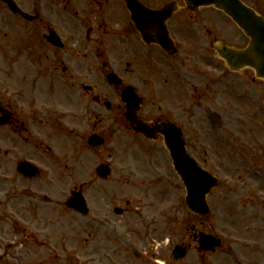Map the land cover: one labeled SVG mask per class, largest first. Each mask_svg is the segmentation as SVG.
Wrapping results in <instances>:
<instances>
[{
	"label": "flooded vegetation",
	"instance_id": "1",
	"mask_svg": "<svg viewBox=\"0 0 264 264\" xmlns=\"http://www.w3.org/2000/svg\"><path fill=\"white\" fill-rule=\"evenodd\" d=\"M16 1L19 11L8 7L0 11V30L14 29L17 43L30 50L26 57H0V250L17 257L22 246L34 245L39 237L58 253L73 247L66 235L69 162L83 153L84 122L92 123L88 135L97 132L102 106L112 111L115 122L123 118L130 130L127 143L133 145L130 151L138 152L130 154L134 155L130 161L143 158L144 164L133 162L127 180L131 183L141 175L138 191L155 194L167 186L180 192L181 184L186 194L159 128L172 123L176 132L182 130L176 141L183 139L198 165L218 177L223 195L227 190L238 193L255 181L247 190L264 204V135H260L264 108L257 105L264 102L260 78L249 67L231 69L217 55L218 43L244 44L230 38L223 22L212 23L211 10L181 8L168 20L173 51L148 40L136 27L125 0ZM141 1L158 7L166 0ZM109 75L114 83H103ZM124 89L127 101L122 98ZM166 92L171 95L165 97ZM114 97H119L116 103ZM234 97L240 101L230 100ZM245 100L252 109L248 113L242 111ZM196 107L203 116L195 115ZM139 123L148 127L147 135L136 129ZM210 133L216 137L211 139ZM211 147L225 155L216 158ZM210 157L215 168L209 164ZM162 160L168 171L160 172ZM139 166L154 177H147ZM223 166L230 173L225 174ZM115 201L122 202L121 196H115ZM20 204H29L33 214L22 215ZM142 205L140 198L127 199L125 204H97L92 217H87L90 211L80 214L94 225L89 229L93 243H82L77 249L82 264H180L176 247L184 246L188 252L198 249L203 232L215 234L221 243L200 252L202 264L256 263L254 240L242 237L240 244L228 247L233 242L216 232L213 219L218 218L213 213L215 206L224 204L210 203L204 217L188 210L186 240L180 235L177 204L150 216ZM198 220L214 231L198 228ZM219 250L223 254L214 256Z\"/></svg>",
	"mask_w": 264,
	"mask_h": 264
},
{
	"label": "rangeland",
	"instance_id": "2",
	"mask_svg": "<svg viewBox=\"0 0 264 264\" xmlns=\"http://www.w3.org/2000/svg\"><path fill=\"white\" fill-rule=\"evenodd\" d=\"M246 1L264 12V0ZM22 2H29V0H22ZM4 7L5 6L0 3V11ZM203 9L211 10L210 14L213 24H215V20H218L227 26L230 38L234 39L236 41H234L235 43L239 42L241 44H245L247 38L243 36V32L228 16H226L224 13H219V11L213 6L204 7ZM11 30L14 29L6 28L0 30V57L28 56V51L30 49L22 48L21 45L17 43V39ZM214 71L218 72L219 69L214 68ZM169 74L170 71H166L165 76L168 77ZM103 83L108 84V80L106 79ZM170 85H172V83H170ZM258 86L260 88V92L262 95H264L263 79H260V84H258ZM163 89H165L164 86ZM169 95H171V93L166 92L165 97ZM102 98L105 99L103 96ZM117 98L114 97L113 103L117 102ZM171 98L173 97L170 96V99ZM212 99L216 102V104H218L219 107L222 106L215 98ZM230 100L240 101L235 97L230 98ZM244 102L245 109L242 111L248 113L250 110H252L251 106H249L248 100H245ZM240 104L243 103L240 102ZM257 105H259L261 110H263V100L259 104L257 103ZM205 106L208 107L207 104ZM252 107L254 106L252 105ZM163 108L167 109L166 103L164 104ZM194 110L197 111L195 113L197 117L204 115V112L200 111V108L196 107ZM261 113L264 114L263 112ZM100 114V123L98 124L97 128H95V130L98 134L103 136L106 141L104 144L102 143L103 145L100 144L98 146L89 144L88 134L92 131V123L89 124L87 120L84 122L85 138L83 141V153L77 159L70 160L69 162L67 177L69 196L71 195V189L74 187L79 188L82 185L84 186V193L90 207V214L87 217L93 216V211L97 204H125L127 199L138 200L140 198L143 204L141 206V210H143L147 216L158 215L162 209L168 208V204H177L180 207V235L182 240L189 238L187 225L189 221L188 218H190V216L185 206V188L179 184L180 192H177L172 187L169 188L164 186L161 187L160 190L156 191L155 194H144L138 191V187L136 186V184L142 180L141 175H138V177H133L131 183H128L127 180L131 176L130 168L133 162L136 164H144L143 158L138 161L136 159L138 156H135L136 160L133 162L130 161L134 158V155L130 156V154L138 152H132V150L130 151V148L133 145L127 143L126 137L130 136L131 133L124 124L123 118H121L120 121L117 120L115 122L111 117L112 111L104 106L101 107ZM261 120H264L263 115H261ZM206 130L213 132L211 131L213 130L211 128H207ZM256 133L257 129L254 134ZM210 135H212L211 139L216 137L215 134L210 133ZM260 135H264V129H260ZM158 147H162V145H159ZM211 150L212 154L216 153L218 155L216 158H222L225 155L224 152H222L219 148L214 149L211 147ZM164 152L166 151L164 150ZM235 153L237 155V151ZM167 159L169 160V158ZM212 161L213 160L211 158V162H209V164L215 168L216 166L212 164ZM103 162H109L112 168L111 175L107 179L99 178L96 173V168ZM158 164L160 165V172L168 171L167 166L164 167L163 160L158 161ZM138 168L142 171V173L144 172V167L139 166ZM127 169L129 171H127ZM223 169L225 174L230 173L227 167L223 166ZM149 171L150 170L147 169L144 174L149 178H153L154 175L151 176L147 174ZM218 171L224 178L225 175L223 171L221 169H218ZM252 182L255 181H250V184ZM250 184L248 187H245L246 189H240L238 193L233 190H227L228 192L225 195H223V186H218L216 189H214L213 193L209 195L208 200H210L211 204H224L225 206H215L213 216L217 217L218 219H213V222H216V232L218 235L224 238L227 236L229 238V242H233L228 244V247L240 244L239 239H242V237L245 239L251 238L255 241L256 246L254 247V253L256 255V263L254 264H264V204H259L258 201L255 200L256 195L253 194L252 190L251 192L247 190V188H250ZM248 192H250V195ZM115 196H121L122 202H113ZM144 205L147 207L144 208ZM20 210L21 214L24 213L22 215L27 217L33 214L31 212L32 208L29 207V204H20ZM223 210L225 213H223ZM67 213L68 224L66 228V235L67 238L72 239L70 241V245L73 246L72 248L70 247L68 253L67 251L63 253L52 251L48 241L44 242V240L39 237V241L34 242V245L32 246H22L21 249L17 247V249L20 250L18 252L19 256L17 257L10 256L6 254V252L4 253V251L1 249L0 264H82L83 262L78 259L77 249L82 243H93L91 239L92 236L89 232L91 226H94L92 224L93 220L91 221L86 216L83 217L70 208ZM237 213L239 214L238 216ZM197 226L198 228L205 229L206 231H214L213 228L211 229L210 224L207 223L205 226V223H201L199 220L197 221ZM29 243H31V241H28V244ZM200 252L201 251H199L197 247L190 248L188 255L181 260L180 264H202L204 258L200 255ZM99 253L100 255L102 254L101 251ZM220 253L223 254V252L219 250L217 254H214V256H218ZM121 254L124 255L123 253ZM228 255L230 256V254ZM119 258L121 261L123 260V256H120Z\"/></svg>",
	"mask_w": 264,
	"mask_h": 264
},
{
	"label": "water",
	"instance_id": "3",
	"mask_svg": "<svg viewBox=\"0 0 264 264\" xmlns=\"http://www.w3.org/2000/svg\"><path fill=\"white\" fill-rule=\"evenodd\" d=\"M10 7L16 9L13 0H6ZM130 7L133 17L139 29H145L148 32L159 33L160 37L155 39L161 42L166 48H169V43L166 40L167 19L178 8L177 1H169L158 9H151L141 5L137 0H126ZM187 7L191 10H197L200 6L213 5L216 8L227 13L237 24L243 29L245 34L250 37L249 44L243 49H234L227 45H218L216 49L218 53L226 58L229 64L234 67L251 66L255 69L258 76L264 78V16L259 14L252 6L248 5L243 0H185ZM155 37V36H154ZM151 38V37H150ZM124 99H127L124 95ZM139 130L147 133V128L141 124L138 126ZM164 129V127L162 128ZM166 130V129H164ZM166 132L167 143L174 158L177 168L180 170L182 177L188 188V195L186 198L189 209L201 213H205L206 199L205 195L217 183L216 179L208 175H204V170L192 162L193 159L186 153L183 141L179 143L180 150L176 148V141L174 137V130L168 129ZM176 133V132H175ZM90 142L93 145H99L104 142V139L94 135ZM99 173L103 176L107 175L108 168L102 166L99 168ZM75 208L81 211H86L87 205L81 192H76L73 197ZM210 238L204 236L202 243L207 248L210 243ZM208 241V243H207ZM213 242L214 244L219 243ZM184 250L178 251V257H183Z\"/></svg>",
	"mask_w": 264,
	"mask_h": 264
}]
</instances>
